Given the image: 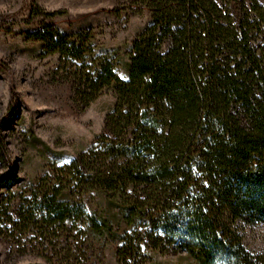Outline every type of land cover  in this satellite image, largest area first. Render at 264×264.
<instances>
[{
    "label": "trees",
    "instance_id": "16d2710c",
    "mask_svg": "<svg viewBox=\"0 0 264 264\" xmlns=\"http://www.w3.org/2000/svg\"><path fill=\"white\" fill-rule=\"evenodd\" d=\"M121 4L151 16L129 48L125 78L119 56L88 37L54 27L42 34L83 108L107 90L116 102L104 133L29 218L97 241L111 236L117 264L169 251L199 264H264L240 232L264 224V0ZM7 156L0 139L2 162ZM16 183L14 172L0 175V188Z\"/></svg>",
    "mask_w": 264,
    "mask_h": 264
},
{
    "label": "rangeland",
    "instance_id": "374dc122",
    "mask_svg": "<svg viewBox=\"0 0 264 264\" xmlns=\"http://www.w3.org/2000/svg\"><path fill=\"white\" fill-rule=\"evenodd\" d=\"M29 7L56 15L32 17ZM150 20L148 11H127L121 0H0V139L8 155L0 159V175L17 176L11 188H0V264H117L111 236L97 241L77 227L49 229L29 218L43 192L61 186L64 168L104 133L116 102L107 90L83 108L59 55L41 38L49 27L86 36L119 56L118 74L125 78L129 48ZM99 202L91 194L87 207L95 211ZM240 232L251 253L264 255V224H241ZM142 264L199 263L169 251L150 252Z\"/></svg>",
    "mask_w": 264,
    "mask_h": 264
}]
</instances>
